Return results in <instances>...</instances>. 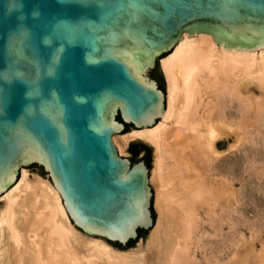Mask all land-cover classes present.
<instances>
[{
	"label": "water",
	"instance_id": "obj_1",
	"mask_svg": "<svg viewBox=\"0 0 264 264\" xmlns=\"http://www.w3.org/2000/svg\"><path fill=\"white\" fill-rule=\"evenodd\" d=\"M184 33L264 46V0H0V195L35 166L87 234L126 248L150 228L152 152L113 136L159 121L158 59Z\"/></svg>",
	"mask_w": 264,
	"mask_h": 264
},
{
	"label": "bare ground",
	"instance_id": "obj_2",
	"mask_svg": "<svg viewBox=\"0 0 264 264\" xmlns=\"http://www.w3.org/2000/svg\"><path fill=\"white\" fill-rule=\"evenodd\" d=\"M160 66L167 93L159 121L113 136L120 154L134 139L155 147L148 181L159 217L147 243L122 250L87 234L53 181L22 167L0 197V264H202L197 249L208 264H223L219 253L231 247L232 257L242 249L264 264V198L248 206L234 187L264 177V46L224 49L206 34L184 33Z\"/></svg>",
	"mask_w": 264,
	"mask_h": 264
},
{
	"label": "rangeland",
	"instance_id": "obj_3",
	"mask_svg": "<svg viewBox=\"0 0 264 264\" xmlns=\"http://www.w3.org/2000/svg\"><path fill=\"white\" fill-rule=\"evenodd\" d=\"M168 54V53H167ZM166 54V55H167ZM166 55H164V56H166ZM158 63L160 64V59H158ZM158 68H159V71H160V75H161V78H162V81H163V84H164V92H165V94L167 93V81H166V78L164 77V75L161 73V70H160V67H159V65H158ZM164 107H165V103H164ZM128 131H130V130H127V131H121L120 133L122 134V133H125V132H128ZM119 133V134H120ZM231 142V140L229 141V142H223L222 144H220V146H219V149L221 150V151H223V153L225 152V150H227V148H228V145H229V143ZM133 143H136V144H138V145H145L151 152H152V166L150 167V174H149V178L151 177V171H153V168L155 167V160H156V157H155V147L153 146V145H150V143H148V142H146V141H143V140H137V141H135V142H133ZM115 145H116V143H115ZM131 145H132V143H130L129 142V144H128V146L125 148V153L124 154H120V151H119V148H118V145H116V147H117V150L119 151L118 153L121 155V156H125V157H128L129 158V156H128V149H130L131 148ZM234 153H232V155H233ZM237 154H239V153H237ZM223 155V154H222ZM234 156H236V155H234ZM225 156L223 155V156H221L219 159H221V158H224ZM31 173H38V174H40L42 177H45V178H49V176H48V174L46 173V172H43L42 170H40V168H38V167H35V166H28V167H26ZM239 171V170H238ZM246 176H248V175H246ZM248 177H250V176H248ZM247 177V179H249V182H251V184L250 185H247L244 189L241 187L242 186V184L238 181V180H235L234 181V187L236 188V190H237V195L240 197L242 194H240V193H243V195L241 196V197H244L245 196V194L247 193V196H245L244 198H242V200L244 201V202H246V205H248L249 206V204H248V201H249V203H251L252 202V198L251 197H253V199L254 200H257L259 197H262V198H264V194H263V192L262 191H264V177L263 178H261L260 180H259V178H257V176H253L252 178H254V179H252L251 177L250 178H248ZM256 177V178H255ZM251 179L253 180V181H251ZM256 182H255V181ZM255 182V183H254ZM258 182H259V184H258ZM236 183V184H235ZM242 183H244V182H242ZM263 183V184H262ZM255 186H253V185ZM257 184V185H256ZM262 186V187H261ZM150 187H151V193H152V195H151V201H150V205H151V208H152V211H153V224H152V226H150V228H148V229H146V230H144L142 233H140L139 235H138V237L137 238H135V239H132V240H130L129 242H128V244H127V246H126V248H119V245L118 244H116V243H111V245H113L115 248H119V249H122V250H130V249H132V248H137L138 247V245L140 244V243H143V244H146L147 243V241H148V238H149V236H150V234H151V232L154 230V228L155 227H153V226H156V223H157V221H158V217H159V212H158V209H157V205H156V196H157V193H156V188H155V186L153 185V184H150ZM237 187H240V188H237ZM252 189V191L250 190V189ZM242 189V190H241ZM256 189H258V190H256ZM247 190H249V191H247ZM258 193H257V192ZM253 192V193H252ZM255 192V193H254ZM248 193H250V195H248ZM263 194V195H262ZM2 195H0V197H1ZM255 197H257V198H255ZM246 198L248 199V200H246ZM246 200V201H245ZM252 212V213H251ZM247 215H249V216H247L248 218L250 217V219H255L254 218V211L252 210V209H250V208H248V213H247ZM201 224H202V226H206V227H208V223L207 222H201ZM209 228V227H208ZM227 231H229V229H228V226H227V224L225 223L224 225H223V230L222 231H220L219 232V235L220 236H222V234L223 233H227ZM244 233H245V237L247 238V239H249V234H251L250 232H248L247 230H244ZM261 235V236H260ZM264 231H262V233H259V237L262 239V237L264 238ZM220 236H218L219 238H220ZM217 237V238H218ZM205 238H207V237H205ZM256 246L254 247L255 248V250H259V248H262V246H261V243L257 240L256 241ZM230 246V245H229ZM261 246V247H260ZM258 247V248H257ZM235 248L236 247H231V249L230 250H228V251H225V253L224 252H221V253H219V257L220 258H223V264H241V259H242V257L243 256H246V254L245 253H243V251H242V249H237L238 250V256H235V257H232V255H231V252L233 251V250H235ZM241 251V252H240ZM204 254H205V252L203 253V250L202 249H197V257L199 258V259H202V264H208L207 262H206V260H204ZM220 254H222V255H220ZM252 256V254L251 253H249V255L248 256H246L247 257V264H255V262H254V259H253V257H251ZM241 257V258H240ZM225 259V260H224ZM225 261V262H224ZM241 261V262H240ZM201 264V263H200Z\"/></svg>",
	"mask_w": 264,
	"mask_h": 264
},
{
	"label": "trees",
	"instance_id": "obj_4",
	"mask_svg": "<svg viewBox=\"0 0 264 264\" xmlns=\"http://www.w3.org/2000/svg\"><path fill=\"white\" fill-rule=\"evenodd\" d=\"M141 147H143L142 145H138L136 143H132L131 145V151L137 155L138 154V151L141 149ZM146 147V146H145Z\"/></svg>",
	"mask_w": 264,
	"mask_h": 264
}]
</instances>
